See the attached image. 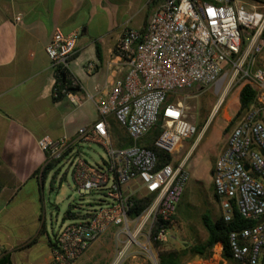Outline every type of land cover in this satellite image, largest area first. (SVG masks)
<instances>
[{"label": "built area", "instance_id": "2783aa9c", "mask_svg": "<svg viewBox=\"0 0 264 264\" xmlns=\"http://www.w3.org/2000/svg\"><path fill=\"white\" fill-rule=\"evenodd\" d=\"M263 10V11H260ZM79 31L55 29L45 47L49 68L70 71ZM125 64L123 78L113 81L98 120L80 128L77 141L97 144L102 162L91 164L80 156L69 159L73 183L80 194H99L94 209L63 223L55 234L48 264H73L89 245L113 231L114 255L109 264H159L155 243L168 244L166 226L190 179L183 144L197 135L180 100L184 92L214 87L228 78L246 79L256 91V103L239 117L227 144L213 166L212 183L222 217L230 221L233 204L243 218L256 224L229 235L235 264H262L264 258V6L247 10L237 0H161L149 14L144 30L125 29L116 45ZM89 65L88 70L92 71ZM63 94L74 102L71 92ZM109 119L127 134L132 145L118 148ZM161 121L155 146L173 161L157 167L155 152L141 140ZM45 165L63 160L64 140H38ZM60 161V162H61ZM245 166L248 169H245ZM151 202L139 215L129 216L136 200ZM215 247L213 257L221 258Z\"/></svg>", "mask_w": 264, "mask_h": 264}, {"label": "crops", "instance_id": "0c3cea01", "mask_svg": "<svg viewBox=\"0 0 264 264\" xmlns=\"http://www.w3.org/2000/svg\"><path fill=\"white\" fill-rule=\"evenodd\" d=\"M160 1L0 0V257L8 253L12 264L50 262L55 234L66 221L56 229L51 222L49 231L39 212L46 178L38 177L45 166V154L39 149L38 140L43 136L64 140L63 160L52 170L57 171V176L65 166L70 168L69 159L81 156L84 142L76 140L78 130L98 120L97 107L106 100L113 81L123 78L126 72L116 52L121 34L125 29L142 30ZM55 29L63 34L79 31L70 67L79 86V90L71 92L74 102L65 95L59 101L52 100L55 83L45 47ZM263 60L264 52L256 68ZM89 65L93 66L92 71L88 70ZM116 131L122 133L119 127ZM111 136L115 142L116 135ZM226 144L227 137L220 143L216 160ZM211 187L213 194V183ZM214 200L215 213L222 216L220 203ZM33 201L39 203V208L36 206L33 211L31 225L26 222L25 208ZM77 211L80 210L75 208ZM173 217L176 221V210ZM99 239V247L89 255ZM113 241V231L109 230L73 264H93L95 258L101 260L100 264H109L114 255ZM103 253L104 261L99 256ZM219 261L235 264L224 258ZM186 264L206 263L196 255Z\"/></svg>", "mask_w": 264, "mask_h": 264}, {"label": "rangeland", "instance_id": "374dc122", "mask_svg": "<svg viewBox=\"0 0 264 264\" xmlns=\"http://www.w3.org/2000/svg\"><path fill=\"white\" fill-rule=\"evenodd\" d=\"M246 6L247 10H253V7L264 6V0H237ZM263 11V10H260ZM240 76V74H238ZM238 76L234 79L228 78L222 84L219 91L214 87L205 90L193 89L184 92L180 100L187 108V118L196 125V128L203 119V112L209 111L207 123L203 126L197 135L186 142L180 154H174V160L180 158L194 145L188 153L186 167L190 173V180L184 189L180 201L176 208V222L170 229L171 241L167 244L169 247L183 248L203 242L206 239V232L201 224V215L209 214L213 219L217 217L215 213L216 202L212 194V176L211 167L215 162V155L224 142L228 133H224V128L228 125L231 118L236 113L237 93L239 90ZM81 156L91 164L101 163L105 159V152L97 144L84 143L82 146ZM67 170L66 176L59 183L63 172ZM62 173L53 179V173H49L45 180V186L41 195L42 204L39 210L40 214L46 220V226L50 231V225L56 229L62 222V217L70 204L75 205L80 211L94 209L92 206L99 194H80L73 183L71 168L65 166ZM33 181L29 184L32 185ZM29 187V186H28ZM92 204V205H91ZM44 205V206H43ZM39 208V203L33 201L30 206L25 208L29 224L34 221V209ZM67 220L65 223H67ZM15 225V224H14ZM100 239L94 244L93 250L89 255L94 253V248L99 247ZM114 242V241H113ZM114 247V244H113ZM108 248L104 251L107 252ZM104 255V256H102ZM105 257V253L100 254ZM190 256L183 258L182 264L190 259ZM199 258H201L199 256ZM202 259V258H201ZM103 258L102 261H104ZM212 261H205L206 264H219L221 261L212 257ZM101 260L95 258L93 264H100Z\"/></svg>", "mask_w": 264, "mask_h": 264}, {"label": "trees", "instance_id": "16d2710c", "mask_svg": "<svg viewBox=\"0 0 264 264\" xmlns=\"http://www.w3.org/2000/svg\"><path fill=\"white\" fill-rule=\"evenodd\" d=\"M146 26V25H145ZM145 26L142 30L145 29ZM97 49V55L99 56V49ZM56 83L54 84L53 89V101H59L64 97L63 90L67 92H74L79 90V86L74 79L73 75L70 71L58 68L56 73ZM238 85L239 90L237 93V107L236 113L229 121L228 125L224 128L223 132L228 133L230 129L235 125L236 121L239 119L241 115H243L252 105L256 103V91L252 84H250L246 79H240L238 76ZM203 119L201 123L198 125L197 132H200L203 126L207 123L209 118V111L205 110L203 112ZM110 131L111 134L116 135L115 145L118 148H125L132 145L131 140L127 136L125 132L118 134L116 128L119 126L114 120H110ZM120 129V128H119ZM116 131V133H115ZM162 133L161 121L157 123L148 134L142 138L141 144L152 149L157 157V167H162L173 161V157L165 152L164 150L155 146L156 140ZM61 160H53L46 164L40 172L38 177L41 179H45L50 172L60 163ZM53 179L57 177V171L53 173ZM213 174V170H211V175ZM66 176V173H63V176L59 179V183L61 184V180ZM3 189V182L0 178V192ZM214 198L219 202V199L215 193H213ZM151 198L145 197L141 200H136L133 208L129 212V216H137L139 215L147 206L150 204ZM93 204V205H92ZM94 206L96 203H92ZM76 207L74 205H69L65 213L63 214L62 221L67 220H75L80 219V211L74 212ZM175 218L166 224V226L171 229L175 224ZM201 224L206 232V239L198 244H194L192 246H186L183 248H175L169 247L167 244L163 243H155L154 246L158 252V260L159 264H181L182 260L186 256H200L203 260L211 262L213 257V250L215 247L221 248V258H224L228 261H232L231 253H230V244H229V235L234 232H241L244 229H248L253 227L256 224L255 220L243 218L238 212L237 208L233 204L232 207V216L230 221H225L222 216H219L213 219L209 214L203 213L201 215ZM0 264H12L10 260V255L8 253H4L0 257ZM264 264V258L262 261Z\"/></svg>", "mask_w": 264, "mask_h": 264}, {"label": "water", "instance_id": "95a60500", "mask_svg": "<svg viewBox=\"0 0 264 264\" xmlns=\"http://www.w3.org/2000/svg\"><path fill=\"white\" fill-rule=\"evenodd\" d=\"M260 152L264 155V151H263V150H260ZM245 169L247 170L248 167L245 166ZM258 222H264V217H263V218H260V219L258 220Z\"/></svg>", "mask_w": 264, "mask_h": 264}]
</instances>
